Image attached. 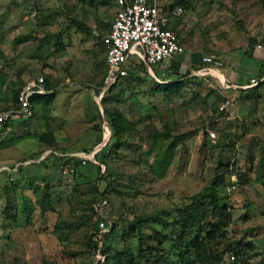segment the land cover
<instances>
[{"label": "rangeland", "instance_id": "rangeland-1", "mask_svg": "<svg viewBox=\"0 0 264 264\" xmlns=\"http://www.w3.org/2000/svg\"><path fill=\"white\" fill-rule=\"evenodd\" d=\"M188 4L169 23L186 53L218 54L224 66L229 62L222 55L247 61L245 53L262 45L264 0ZM113 14L111 0H0V98L12 97L16 88L39 75L56 88L51 101L34 103L31 116H13L0 131V264L95 262L87 239L98 215L118 223L117 232L104 234L101 241L118 257L127 250L130 264H173L175 255L167 259L165 251H180L183 264H197L190 238L199 231L194 226L180 234L177 209L191 195L210 191L219 153L231 173L215 187L229 222L214 235L202 230L203 242L214 253L239 244L242 257L264 264V87L223 93L212 71L189 76L177 96L166 99L144 66L136 78L116 84L103 103L95 102L90 84L99 81L104 68L99 35ZM252 37L256 43L250 45ZM170 61L164 57L150 66L166 84L176 78ZM224 94L229 103L220 111ZM103 108L119 110L135 126L117 137L124 140L118 146L116 137L94 145L102 133L93 126L109 119ZM151 127L158 132L147 141L145 130ZM47 133L52 142L39 140ZM93 147H100L96 161L103 162L102 170L86 162L62 171L68 156L60 153ZM49 149L55 153L41 158ZM45 184L51 209L42 212L36 198ZM140 213L166 221L143 228L155 235L145 239L147 247L161 240L146 256L139 253L131 229L133 216ZM170 233L177 235L175 240L170 241Z\"/></svg>", "mask_w": 264, "mask_h": 264}, {"label": "built area", "instance_id": "built-area-1", "mask_svg": "<svg viewBox=\"0 0 264 264\" xmlns=\"http://www.w3.org/2000/svg\"><path fill=\"white\" fill-rule=\"evenodd\" d=\"M115 6L113 17L108 25L107 31L101 36L104 45V71L100 78L99 85L90 84L92 97L95 102H99L101 97L113 85L118 83L124 76L128 74V68L136 63H143L149 74L158 79L150 67L151 64L159 62L164 57L171 58L180 55L183 52L178 34L168 27V18L164 14L157 0H111ZM175 14L178 11L173 12ZM201 65L195 69H190L192 75L206 74L216 71L223 67V60L215 53H208L201 56ZM220 86L229 88L237 87L220 78ZM260 81H264V75L261 77L251 76L247 84H241L240 87L255 85ZM50 90L46 88L44 77L39 75L35 78L26 80L17 90L16 104L1 105L0 104V125L9 121L13 116H26L31 113L29 106V97L31 94H44ZM229 103V98L223 97L218 104V109L222 110ZM102 137L101 142L104 144L110 136V129L106 120L102 119ZM209 136H215L213 131H208ZM99 148L93 147L88 151L60 153L69 158H77L80 165H84L87 161L99 164L95 159V153ZM55 153V150H44L41 158ZM17 166V165H16ZM15 166V167H16ZM63 172L72 170L71 162L61 163ZM7 170L12 169L6 167ZM15 169V168H14ZM98 227L102 231L107 230L104 215H98ZM106 221L108 222L107 218ZM109 223V222H108ZM96 257L102 259L99 252ZM214 264H240L239 257L228 249H223L221 257Z\"/></svg>", "mask_w": 264, "mask_h": 264}, {"label": "trees", "instance_id": "trees-1", "mask_svg": "<svg viewBox=\"0 0 264 264\" xmlns=\"http://www.w3.org/2000/svg\"><path fill=\"white\" fill-rule=\"evenodd\" d=\"M188 1L185 0H173V2H171L169 4V7L173 6V5H184L187 6ZM168 27H170L168 25ZM171 29H175L174 27H170ZM176 32V31H175ZM103 35V33L101 35H99V42H100V46L102 51H104L105 47L102 44L101 41V36ZM27 38H23V40H26ZM249 43L250 45H253L254 43H256V39L255 38H249ZM261 43L264 46V35L261 38ZM202 56V55H201ZM200 56V58H201ZM199 58L197 65L200 66L201 65V59ZM179 66H180V61L177 59L172 58L169 64V71L172 73H177L178 76H176V78H174L173 80L170 81L169 84H166L165 82H161V81H156V90L164 92L165 93V98L166 99H171L175 96H177V93L179 91V89L182 87L183 82L185 79H187L189 76H191L192 74L189 72L187 73H183L179 71ZM261 68L259 69V71L254 75L255 77H261L262 75H264V61H262L260 63ZM143 63L139 62V63H134L132 65H130V67L128 68V74L126 76H124L122 78V80H120L118 83L119 84L123 81L129 82L130 80L136 78L138 76L139 70L141 69L143 71ZM197 68V67H196ZM192 69V68H189ZM144 72V71H143ZM193 76V75H192ZM45 81V86L46 88H48L50 91L44 94H31L29 97V106H30V110L31 113L29 115H24V117H29L32 114V108H33V104L34 103H48L49 101H51L55 95L56 92V88L53 84L49 83L46 78H44ZM100 83V79L98 82H96V85H99ZM247 82L243 83V84H247ZM116 84H113L108 91L101 97L100 101L101 103H103L107 97V95L109 93H111V91L116 87ZM258 86H263L264 87V81H260L259 83L255 84V85H251V86H247V87H240L237 89L238 92H240L243 89L246 88H255ZM17 88L14 91L13 95H12V105L16 104V95H17ZM120 98H121V93H117ZM227 97V96H224ZM104 112L106 111V114L108 116V120H107V125L110 129V136L109 139H112L116 137V142H115V146H118L120 144H122L124 140H119L117 139V137L120 134L125 133L126 131L132 130L134 129V124L129 121L119 110L114 109L113 111H107L105 110V108H103ZM222 111V110H220ZM218 111V112H220ZM221 113V112H220ZM20 119L22 118L23 120V115L19 116ZM8 125V121L3 123L2 125H0V131L1 129L6 128ZM96 129H99L100 134L102 133V127L99 124L93 126ZM158 130L154 127H151L148 130H145V137L146 140H150L151 137L157 133ZM223 134V133H222ZM101 137L102 134L100 135V138L98 139V141L94 144H98L101 141ZM39 140H44V141H48V142H52L53 137L50 133H47L45 135H39L38 136ZM95 159H100L99 154L95 153ZM219 159L217 161V163L214 166V175L212 176V180H211V189L210 191L204 196V195H199V194H193L190 197L187 198V200L181 202V206L177 209L178 215H179V223L180 225L176 226V229L178 228L179 233L181 234L184 230L194 227L196 226L199 233L195 236H193L192 238H190V242L191 245H193V247L195 248V258L197 260V264H214L220 257H221V252L223 249H228L231 252H233L235 255H237L239 257L240 260V264H259V262H251L250 258L247 257H242L241 255V250H240V245L239 244H226L223 246V248L221 250H219L217 253H214L213 249L211 248V246H208L206 244H204L203 239L204 237L200 234L201 231L205 230V235L209 236V235H214L215 230L220 226H225L227 225V223L229 222V213L226 210V204H222L220 202V197L217 193L216 190V186L223 184L224 180H225V174H231L229 172V170L227 169V165H223V162L221 160V154L219 153ZM71 162L73 165V168L76 166H80L79 160L77 158H69L67 157L65 159V162ZM88 164H94L91 161H87ZM99 163H103L102 161ZM95 166L97 168L98 171H100V166L99 164L95 163ZM72 168V169H73ZM222 168V169H221ZM221 169V170H220ZM19 171V170H18ZM262 171L264 173V165H262ZM21 172V170H20ZM100 178H104L105 179V175L102 176L101 174ZM96 190V188L94 187V191ZM103 192H101L102 196H105L104 194H102ZM36 204L39 208L40 211H47L51 209L50 206V199H49V194H48V185L45 184L43 187V192L39 193V195L36 198ZM89 209L94 212L96 211L94 209L93 206H89ZM105 221V224L107 226V230L106 231H102L99 229L98 227V221L93 223V227H94V232L90 233L87 239V244L93 249L94 253L96 254V252H99L100 254H103L104 258L103 260H101L100 258H98L95 262L89 263V264H110V263H114V264H122V258L123 260L126 262V264H130L131 263V257L130 254L127 250L123 251V257H118L117 254L115 253H109L108 249H107V245H105L102 241H101V237L106 234V233H111L114 234L117 232V228H118V223L117 222H111L108 223L106 221V218L103 219ZM156 222V223H160L163 225H166V221L163 220L162 218H160L157 214H144V213H140V214H136L133 216L132 218V224H131V229H133L136 234H137V240H138V247H139V253L143 256H146L149 249L151 248H157L158 246H160V239H157L156 242H154L151 246H146L145 245V239L146 241H150V240H154L155 239V235L151 232H144L143 228L147 225L148 227L150 226V222ZM206 221V222H205ZM171 224L175 223V220H172L170 222ZM205 224H209L211 225L212 229L207 230L205 227ZM153 229V228H151ZM164 237H166L164 235ZM177 235L174 233H170L169 238L170 241L175 240L174 238H176ZM247 245H249L247 243ZM164 249V248H160L159 250ZM169 252L165 251L163 252V254L167 255L165 256L167 259L171 258L172 256L175 255V259L173 260V264H183V254L179 252H175L172 251L170 252V255L168 254Z\"/></svg>", "mask_w": 264, "mask_h": 264}, {"label": "crops", "instance_id": "crops-1", "mask_svg": "<svg viewBox=\"0 0 264 264\" xmlns=\"http://www.w3.org/2000/svg\"><path fill=\"white\" fill-rule=\"evenodd\" d=\"M158 4H160V7L162 8L164 14L167 16L168 18V22L167 25L170 26V21L171 19H173L174 17H176L177 15L180 14V9L186 8L184 5H182L181 7H178L177 5H173L171 7H169V4L171 3L170 0H157ZM185 1V0H183ZM188 1V0H187ZM190 2V1H189ZM111 4L112 1H111ZM189 4L187 3V6ZM114 6V4H113ZM114 10H115V6H114ZM175 11H178L177 14L173 13ZM174 23H176V19L174 20ZM175 25V24H174ZM174 27V26H173ZM108 28V26H107ZM106 30L103 32L105 33L107 31ZM202 54H200L199 52H185L183 49V52L180 55H176L171 57L170 59L174 58L180 61V66H179V71L183 72V73H187L190 71L189 67L184 69V65L186 63H194L197 66L198 60L200 58ZM218 55V54H217ZM103 56H104V51H103ZM219 57H221L220 55H218ZM225 58V61L228 60L229 64L224 65L223 67H221L220 69L216 70L215 72L217 73V77L218 75L221 76L220 78L224 79L225 81L232 83V84H237V87H229V88H225V87H221V92H226V91H231V90H235L236 92L238 88H240L239 85L249 81V78L251 76H254L259 69L261 68L260 63L262 61H264V46L256 43L254 45V47L251 50H248L245 53V56H249L251 60H244V59H240L238 57H235V55H222ZM227 59V60H226ZM187 61V62H186ZM104 64V61H103ZM191 68V67H190ZM184 69V70H182ZM104 71V68H103ZM173 76L172 77H176L178 76L177 73H172L170 72ZM103 74V73H102ZM246 80V81H245ZM93 84H96L93 83ZM244 88V87H242ZM223 96H227V94H224ZM0 104L1 105H12V97L8 96L6 97L4 100L0 98ZM17 117V116H16ZM20 118V117H18ZM24 172V170H21Z\"/></svg>", "mask_w": 264, "mask_h": 264}, {"label": "bare ground", "instance_id": "bare-ground-1", "mask_svg": "<svg viewBox=\"0 0 264 264\" xmlns=\"http://www.w3.org/2000/svg\"><path fill=\"white\" fill-rule=\"evenodd\" d=\"M221 77V76H220Z\"/></svg>", "mask_w": 264, "mask_h": 264}]
</instances>
